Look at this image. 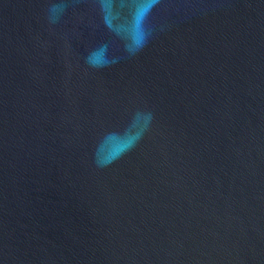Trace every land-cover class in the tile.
<instances>
[{"label":"water","instance_id":"water-1","mask_svg":"<svg viewBox=\"0 0 264 264\" xmlns=\"http://www.w3.org/2000/svg\"><path fill=\"white\" fill-rule=\"evenodd\" d=\"M0 264H264V0H0Z\"/></svg>","mask_w":264,"mask_h":264}]
</instances>
